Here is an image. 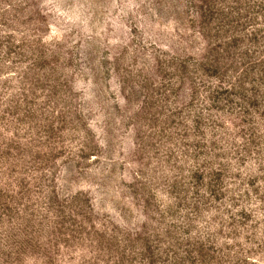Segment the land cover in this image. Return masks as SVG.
<instances>
[{
  "label": "rangeland",
  "instance_id": "374dc122",
  "mask_svg": "<svg viewBox=\"0 0 264 264\" xmlns=\"http://www.w3.org/2000/svg\"><path fill=\"white\" fill-rule=\"evenodd\" d=\"M0 264H264V0H0Z\"/></svg>",
  "mask_w": 264,
  "mask_h": 264
}]
</instances>
